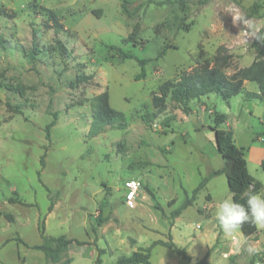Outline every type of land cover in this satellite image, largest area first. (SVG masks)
I'll return each instance as SVG.
<instances>
[{
    "label": "rangeland",
    "instance_id": "obj_1",
    "mask_svg": "<svg viewBox=\"0 0 264 264\" xmlns=\"http://www.w3.org/2000/svg\"><path fill=\"white\" fill-rule=\"evenodd\" d=\"M122 1L0 0V264H53L32 249L41 243V220L46 236L82 243L70 244L59 264H115L155 241L167 242L168 235L191 257L189 264L203 258L201 264H264V102L237 95L227 104L209 94L190 100L183 112L167 99L152 122L142 120L155 113L151 98L164 81L197 63L212 64L218 47L231 56L226 75L247 67L255 56L253 40L259 32L264 36V0H181L183 11L179 4L127 0L130 12L143 4L131 17ZM43 9L55 13L60 30ZM246 90L257 85L246 82ZM104 91L127 128L89 137L90 100ZM216 115L223 123H214ZM213 129L232 133L249 174L261 184L255 240L244 242L233 226L223 174L170 216L183 190L190 196L223 166ZM127 180L140 184L133 208L124 202ZM14 197L21 202H9ZM150 264L185 263L157 245Z\"/></svg>",
    "mask_w": 264,
    "mask_h": 264
},
{
    "label": "trees",
    "instance_id": "obj_2",
    "mask_svg": "<svg viewBox=\"0 0 264 264\" xmlns=\"http://www.w3.org/2000/svg\"><path fill=\"white\" fill-rule=\"evenodd\" d=\"M207 2L208 0H197L198 5H205ZM147 3H154L157 6L179 4L182 11L185 7L184 1L181 0H161L155 2L148 0ZM128 4L129 2L127 0H123L121 3V7L128 17L138 13L143 6V4H139L130 12L127 8ZM43 10L47 16V20L52 23L55 31L60 30L61 25L55 13L48 9ZM92 13L94 14L95 11H92ZM261 37L262 39H260ZM251 46L255 51L253 61L247 67L239 68L231 75H226L224 72V69L228 68L230 65L231 56L226 52L224 47L220 46L213 56L212 64L209 62L197 63L189 72L181 74L177 79L164 81L158 87V94H154L151 98V104L155 113L143 116L142 120L146 124L152 122L157 114L165 110L167 99L176 106V109H180L183 112L188 111L187 105L190 100L198 99L209 94L219 96L227 104L232 97L237 95H242V97L247 100L264 102V36L262 32L258 33ZM61 50V54H63L64 48L61 47ZM165 50V47H163L158 57L163 56ZM35 52H38L37 49L31 52L32 59ZM122 55L124 58L131 57L126 54ZM147 62L148 60H138L141 66H144ZM142 75L143 73L141 72L138 77ZM245 82L255 83L257 85V91H246L244 89ZM90 110L91 122L88 129L89 137H95L106 132L108 129L125 130L127 128L125 115L110 107L107 91L94 95L91 98ZM55 116L54 114L53 121L45 128L46 140L50 139V129L55 124ZM222 119L223 115H216L213 117V121L216 125L223 123ZM169 120L171 121L173 119H166L163 121V124L167 126ZM212 132L214 135L215 148L222 158L223 166L202 178L200 183L191 191L190 196L183 190L184 199L181 205L171 212L170 216L174 218L178 216L182 210L191 206L198 192L205 187L206 182L212 177L223 174L226 178L234 206L235 221L233 222V226L239 229L244 239L255 240L257 227L254 217L253 197L260 191L261 184L248 173L243 149L236 147L232 139V133L219 129H213ZM43 160L44 154L40 158L42 167L44 165ZM260 169L264 173V160L260 163ZM9 202L21 201L19 198L14 197L10 198ZM52 207L53 202L50 198L48 212L52 210ZM6 217L10 218L8 215H6ZM96 221L100 224L103 220L98 217ZM37 230L40 234L41 243L34 245L32 249L40 251L45 260L53 264L60 263L62 257L67 253L70 244H82L75 239H67L63 235L46 236L44 234L43 220L39 221ZM168 239L167 242L160 240L155 241L148 248L132 252L129 256L118 257L115 264H150V250L157 245L171 250L176 256L183 260L185 264H189L191 257L187 255L186 251L172 241L171 235H168ZM203 260L204 258L195 264H201Z\"/></svg>",
    "mask_w": 264,
    "mask_h": 264
},
{
    "label": "built area",
    "instance_id": "obj_3",
    "mask_svg": "<svg viewBox=\"0 0 264 264\" xmlns=\"http://www.w3.org/2000/svg\"><path fill=\"white\" fill-rule=\"evenodd\" d=\"M124 202L128 208H133L137 193L140 191V184L134 180H127L123 184Z\"/></svg>",
    "mask_w": 264,
    "mask_h": 264
},
{
    "label": "crops",
    "instance_id": "obj_4",
    "mask_svg": "<svg viewBox=\"0 0 264 264\" xmlns=\"http://www.w3.org/2000/svg\"><path fill=\"white\" fill-rule=\"evenodd\" d=\"M244 89L246 90V82L244 83ZM246 91H249V90H246ZM257 90L255 91H250V92H256ZM249 173V172H248ZM251 176V175H250ZM252 177V176H251ZM254 178V177H253ZM255 179V178H254ZM256 180V179H255ZM258 181V180H256ZM259 182V181H258ZM262 188H260V191H261ZM260 191L255 194V196L253 197V208H254V217H255V224H256V227H257V216H256V208H255V203H254V199L256 198V196L260 193ZM259 213H260V216L262 217V219H264V200H262L260 202V206H259ZM235 220V218H234ZM257 231H258V227H257ZM257 235V234H256ZM247 240L244 239V242H246ZM245 244V243H243ZM263 261V260H262ZM257 264V263H255Z\"/></svg>",
    "mask_w": 264,
    "mask_h": 264
}]
</instances>
